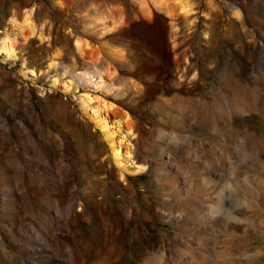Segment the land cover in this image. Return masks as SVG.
<instances>
[{
  "label": "rangeland",
  "instance_id": "rangeland-1",
  "mask_svg": "<svg viewBox=\"0 0 264 264\" xmlns=\"http://www.w3.org/2000/svg\"><path fill=\"white\" fill-rule=\"evenodd\" d=\"M160 2L0 0V264H264V0ZM88 92L146 171L113 164Z\"/></svg>",
  "mask_w": 264,
  "mask_h": 264
},
{
  "label": "bare ground",
  "instance_id": "bare-ground-1",
  "mask_svg": "<svg viewBox=\"0 0 264 264\" xmlns=\"http://www.w3.org/2000/svg\"><path fill=\"white\" fill-rule=\"evenodd\" d=\"M252 1L257 6L263 5V0ZM174 4V6H170L165 2H160L158 7H162V9L167 12H171L170 14L173 15L175 14V8H178L179 13L183 14L185 17H189L194 14L193 7L189 0H174ZM235 10L234 16L239 18L241 11H239L238 7H236ZM25 25L30 27L33 26L32 22L29 21V17L26 18ZM263 35L264 33H261V36ZM75 45L83 58L88 55V51L91 49L90 45L82 40H77ZM0 54L3 55L5 61L7 62L17 61L18 52L14 47V41L7 37L2 39L0 42ZM251 59L254 60V57L252 56ZM98 61L99 59H95L92 60V63L97 64ZM258 63L264 66V47H261ZM55 64L56 63H52V65ZM108 70L99 73L96 78H92L91 85L95 90H97V92L109 85L108 81L113 77V73ZM23 75L25 78L29 79L30 77H35L36 73L31 69H26L23 71ZM53 85L62 87L64 92H69L73 89V81L70 79L60 82L58 78H54ZM79 105L86 117L103 134L104 139L109 145L113 164L123 175L135 176L146 171V167L140 166L135 162L132 148L128 146L125 149L124 147L126 143L129 144L127 138L134 135V125L127 115L121 114L114 105L100 97L94 96L89 92L79 96ZM111 115L114 116V119L111 118Z\"/></svg>",
  "mask_w": 264,
  "mask_h": 264
}]
</instances>
